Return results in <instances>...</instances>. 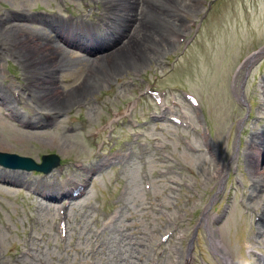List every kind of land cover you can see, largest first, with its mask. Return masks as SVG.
<instances>
[{
    "label": "rangeland",
    "instance_id": "374dc122",
    "mask_svg": "<svg viewBox=\"0 0 264 264\" xmlns=\"http://www.w3.org/2000/svg\"><path fill=\"white\" fill-rule=\"evenodd\" d=\"M68 1L76 15L73 0ZM95 1L107 2L111 24L94 40L95 46L103 50L107 42H120L95 57H85L58 37L60 30L70 29L49 15L60 12L53 0H0V152L38 162L43 155L56 153L65 165L64 174L55 171L49 176L0 167V178L15 182L14 186L0 182V264H149L154 258L159 264H182L206 210L209 228L218 230L233 264H258L253 255H245L251 250L264 253V221L250 226V217L264 220V0H168L161 4L168 22L156 30L151 25V33L145 27L149 20L145 8L152 0H136L133 8L122 0ZM51 18L55 31L44 23ZM174 35H184L191 43L196 39L185 52L184 44L172 40ZM19 36L30 39L25 49L17 42ZM131 38L142 41L138 53L144 61L132 60L122 72L100 75L98 67L106 56H113ZM50 44L60 46L61 52L52 55L43 48ZM256 51L261 53L258 59L243 68L235 82L253 104L248 120L234 104L230 81L239 62ZM134 72L143 73L157 88L175 91L179 98L183 89L202 99L214 132L213 156L202 145L201 118L194 119L198 130L193 133L150 118L154 106L139 97L144 84L135 83ZM88 78L90 90L75 95ZM6 81L23 92V104L14 100L12 88H5ZM53 89L59 95L50 103L46 94ZM64 99L68 100L60 105ZM7 110L16 122L4 116ZM43 112L54 119L46 120ZM238 136L243 140L239 152ZM186 137L192 138L198 152L183 146ZM156 142L165 143L166 149H155ZM96 144L102 151H95ZM119 152H128L129 158L98 172L102 154ZM77 162L89 174L77 170ZM72 181L90 186L71 203L68 240L62 244L56 232V206L31 197L23 186L52 193ZM145 182L151 183V191L145 190ZM186 182L193 190L184 187ZM157 202L179 224L164 258H159L156 245L171 227L161 218ZM226 204L231 208L217 226L213 218L223 214ZM115 210L120 219L104 229V221ZM254 233L261 245L251 242ZM32 234L35 258H19ZM207 241L208 231L201 225L196 255L202 252L210 262Z\"/></svg>",
    "mask_w": 264,
    "mask_h": 264
},
{
    "label": "bare ground",
    "instance_id": "6f19581e",
    "mask_svg": "<svg viewBox=\"0 0 264 264\" xmlns=\"http://www.w3.org/2000/svg\"><path fill=\"white\" fill-rule=\"evenodd\" d=\"M124 3H126L129 7H134V5L137 4L136 0H122ZM165 1L168 0H152L151 2H149V4L146 6L145 8V16L149 17L148 20V24L145 26H149V28H146L147 33H151L152 29L156 30L157 27L160 28L161 23L166 24V22H168V20L165 19V12L163 10V7L161 6V4ZM151 25H152V29H151ZM17 42L22 45V47L25 49V46L27 45V41H29L30 39H23L22 37H18L17 38ZM141 40L139 39H133L131 38L126 44L125 46L119 50L117 53H115L113 56L111 55H107L106 56V61L105 64L99 69V74L100 75H104L105 73H107L108 71L114 72V71H118V72H122L124 71L128 64L129 61L132 60H136L138 62H143L144 58L142 59V52H139V50L142 49V44H141ZM162 42L163 45H166V43L162 40L160 41V43ZM49 44V43H47ZM51 45V44H50ZM13 46L16 47L17 45L15 43H13ZM43 48L48 50L52 55H55V52H61V47L60 46H54V48L51 46H48L49 49L46 48L45 45H43ZM55 49V50H54ZM144 53V51H143ZM46 56L55 59L51 54H48V52H45ZM28 57H33L31 54L28 55ZM45 60V59H43ZM47 60V57H46ZM57 62H60L59 58H56ZM91 81L90 78L86 79V84L87 85H82V87L78 90V92H75L74 94H84L86 91H89V85H91ZM59 95V92L57 90H51V92L46 94V101L50 102V103H54V101H56V97ZM68 99H64L60 101V105H62V103H66ZM261 172L262 173V168ZM205 221L207 222V224L209 223V219L208 217H205ZM210 237L215 241L216 245L218 246V248L221 250L222 254H223V258L226 262H231L229 259V255L226 252V250L224 249V247H222V244L220 242L219 239H216L214 237V235H210Z\"/></svg>",
    "mask_w": 264,
    "mask_h": 264
},
{
    "label": "water",
    "instance_id": "95a60500",
    "mask_svg": "<svg viewBox=\"0 0 264 264\" xmlns=\"http://www.w3.org/2000/svg\"><path fill=\"white\" fill-rule=\"evenodd\" d=\"M59 164V158L54 155L44 156L43 164L38 165L31 158L20 157L16 154L0 153V165L10 169H21L27 171H39L50 173Z\"/></svg>",
    "mask_w": 264,
    "mask_h": 264
}]
</instances>
